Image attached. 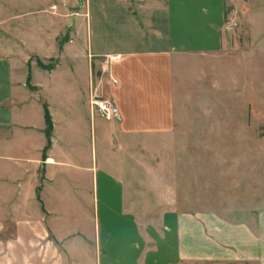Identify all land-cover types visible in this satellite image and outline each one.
I'll return each mask as SVG.
<instances>
[{"label":"crops","instance_id":"0c3cea01","mask_svg":"<svg viewBox=\"0 0 264 264\" xmlns=\"http://www.w3.org/2000/svg\"><path fill=\"white\" fill-rule=\"evenodd\" d=\"M82 1L0 0V210L32 245H63L76 234L55 232L54 211L91 196L94 243L88 230L80 243L96 264H264V210L232 222L180 209L198 196L193 177L179 184L198 165L184 152L215 128V111L197 108L214 98L206 73L228 50L227 8L241 0H165L144 17L128 0ZM95 96L122 121L95 114Z\"/></svg>","mask_w":264,"mask_h":264},{"label":"rangeland","instance_id":"374dc122","mask_svg":"<svg viewBox=\"0 0 264 264\" xmlns=\"http://www.w3.org/2000/svg\"><path fill=\"white\" fill-rule=\"evenodd\" d=\"M164 1L128 0L141 17L153 3ZM241 5L236 10L227 8L226 16L234 15L239 27L233 32L226 29L228 50L216 62L215 72L206 73L205 80L211 87L215 82L214 98L210 95L207 101L202 97L197 110L215 111L216 124L212 131H201L190 137L194 145L184 152L185 157L196 158L198 165L185 166L186 175L179 179V184L185 185L183 182L188 183L193 177L197 180L198 196L186 197L180 209L187 213L210 211L232 222L241 219L251 222L257 210H264V0H241ZM79 22L84 29L86 20L82 18ZM195 66L190 65L189 75L198 83L197 73L202 68ZM90 197L87 203L82 198H69L64 213L54 211L50 226L55 232H63L65 238L76 234L63 245L45 241L32 245L14 228L15 215L11 217L0 210V264H94L95 260L91 261V256L83 253L86 246L80 243L89 225L94 227ZM155 197L153 204L161 200L160 196ZM87 234L94 243V230H88ZM93 247L94 244L88 249ZM181 264L240 263L199 260Z\"/></svg>","mask_w":264,"mask_h":264},{"label":"built area","instance_id":"2783aa9c","mask_svg":"<svg viewBox=\"0 0 264 264\" xmlns=\"http://www.w3.org/2000/svg\"><path fill=\"white\" fill-rule=\"evenodd\" d=\"M226 23V29L230 32L235 31L239 27V21L234 15H227L225 19ZM121 60V56L115 55V56H109L105 57L100 62V65L109 66L113 63H117ZM113 80V79H112ZM114 82V80H113ZM94 108H95V114L99 115L101 118L107 120V121H115V122H121L122 116L121 113H119V108L114 104V102L104 100L102 98H99L95 96L93 102H92Z\"/></svg>","mask_w":264,"mask_h":264},{"label":"trees","instance_id":"16d2710c","mask_svg":"<svg viewBox=\"0 0 264 264\" xmlns=\"http://www.w3.org/2000/svg\"><path fill=\"white\" fill-rule=\"evenodd\" d=\"M68 41V38L67 37H64L61 42H60V50L62 49V46L65 42ZM40 67H42V69H46V70H52L53 66H43V64L41 65L39 63ZM28 82H30V77L28 79ZM45 121H46V125H47V128H46V137H47V140H48V144H47V147L45 149V152L50 148L51 146V134H52V120H51V116L48 112L47 109H45Z\"/></svg>","mask_w":264,"mask_h":264}]
</instances>
